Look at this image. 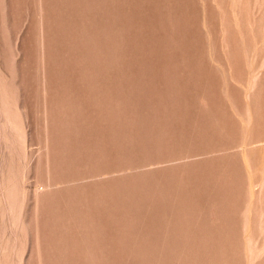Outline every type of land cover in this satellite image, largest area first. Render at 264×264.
I'll list each match as a JSON object with an SVG mask.
<instances>
[{"label": "rangeland", "instance_id": "obj_1", "mask_svg": "<svg viewBox=\"0 0 264 264\" xmlns=\"http://www.w3.org/2000/svg\"><path fill=\"white\" fill-rule=\"evenodd\" d=\"M0 264H264V0H0Z\"/></svg>", "mask_w": 264, "mask_h": 264}]
</instances>
